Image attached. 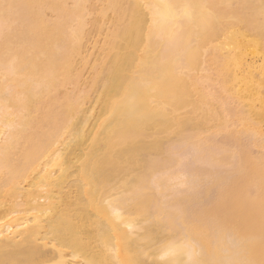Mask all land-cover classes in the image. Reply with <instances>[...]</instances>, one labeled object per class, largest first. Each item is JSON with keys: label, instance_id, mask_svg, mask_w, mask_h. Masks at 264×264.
Returning <instances> with one entry per match:
<instances>
[{"label": "bare ground", "instance_id": "obj_1", "mask_svg": "<svg viewBox=\"0 0 264 264\" xmlns=\"http://www.w3.org/2000/svg\"><path fill=\"white\" fill-rule=\"evenodd\" d=\"M98 3L0 0V264H264V0Z\"/></svg>", "mask_w": 264, "mask_h": 264}, {"label": "rangeland", "instance_id": "obj_2", "mask_svg": "<svg viewBox=\"0 0 264 264\" xmlns=\"http://www.w3.org/2000/svg\"><path fill=\"white\" fill-rule=\"evenodd\" d=\"M97 1H98V0H92V2H93L94 4H95V2H96V5L99 7V3L97 4ZM70 4H71V3H70ZM50 13H51V12H49V14H48L49 17H50V15L52 16V14H50ZM107 23H108V22H107ZM107 23H106V24H107ZM109 25H110V24H107V26H109ZM91 26H92V24H91V25H88L87 29H91V30H92ZM105 27H106V26H105ZM106 29H107V28H106ZM88 31H89V30H88ZM90 33H92V32H90ZM90 35H91V37L93 36L92 34H90ZM96 36H97V37H96ZM102 36H104V35H102ZM91 37H90V38H91ZM94 37H95L96 39H98V38H99V39L96 40V39H94ZM94 37H93V39H94L95 41L91 38L90 40L88 39V41H90V42H87V48H88V50H89V52H90V53L87 52L88 55L90 56V58L87 56V57H88L87 59H88V61L91 59L90 61H92V62H89V63H92V64H93V61H95V59H96V58H93V57H96V54H97V55L99 54V53H97L96 51H98L97 48L99 47V45H101L100 43H102L101 41L103 40V39H102L103 37H101L100 35H99V37H98V34H97V35H94ZM100 37H101V39H100ZM99 40H100V41H99ZM93 41H94V42H93ZM91 42H92V43H91ZM95 42H97V43L99 42V43H98V47H94V43H95ZM88 43H89V44H88ZM92 44H93V45H92ZM95 45H96V43H95ZM96 46H97V45H96ZM92 47H93V48H92ZM93 49H94V50L96 49V50L94 51ZM91 50L94 51V52H96V53L92 52ZM99 51H100V48H99ZM85 54H86V53H85ZM91 54H92V57H91ZM94 54H95V55H94ZM89 63L87 64L88 66H87V65L85 66V70H84V74H85V75H84V77H88V76L90 75V74H88V73L91 72V67H90V64H89ZM92 64H91V65H92ZM87 67H89V68H87ZM89 69H90V70H89ZM88 70H89L90 72H89ZM85 71H86L87 73H86ZM87 74H88V75H87ZM263 80H264V77H263ZM263 80H262V85H264V81H263ZM82 82H83V81H82ZM82 82H81V83H82ZM82 84H83V83H82ZM82 84H81V85H82ZM73 85L75 86V84H70V85H69V88L67 87L68 90L71 89L70 87H74ZM83 87H85V85H83ZM71 90H72V89H71ZM262 90H263V92H264V86H262ZM263 107H264V106H263ZM260 109H261V110H260V112H261V118L264 120V108H260ZM262 109H263V110H262ZM263 123H264V121H263ZM224 136H225V133H219V135L217 134V137H216L217 141H219L218 143L221 144V146H224V144H223V142H222ZM225 146H226V145H225ZM228 147L230 148L229 145H228ZM230 149H231V148H230Z\"/></svg>", "mask_w": 264, "mask_h": 264}]
</instances>
